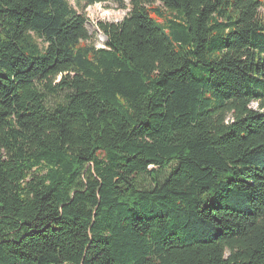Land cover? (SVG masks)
<instances>
[{"label": "trees", "instance_id": "1", "mask_svg": "<svg viewBox=\"0 0 264 264\" xmlns=\"http://www.w3.org/2000/svg\"><path fill=\"white\" fill-rule=\"evenodd\" d=\"M0 0V264H264V0Z\"/></svg>", "mask_w": 264, "mask_h": 264}, {"label": "rangeland", "instance_id": "2", "mask_svg": "<svg viewBox=\"0 0 264 264\" xmlns=\"http://www.w3.org/2000/svg\"><path fill=\"white\" fill-rule=\"evenodd\" d=\"M88 0H70L71 5L88 19V30L97 48H103L107 39L98 28L101 22L119 23L129 12L128 9L120 8L118 5L109 2H98L93 5L87 4Z\"/></svg>", "mask_w": 264, "mask_h": 264}]
</instances>
